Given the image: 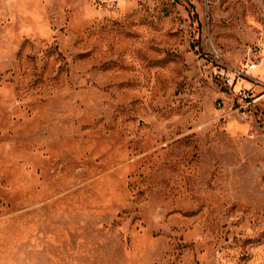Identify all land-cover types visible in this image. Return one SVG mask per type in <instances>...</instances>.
Masks as SVG:
<instances>
[{
	"label": "rangeland",
	"instance_id": "1",
	"mask_svg": "<svg viewBox=\"0 0 264 264\" xmlns=\"http://www.w3.org/2000/svg\"><path fill=\"white\" fill-rule=\"evenodd\" d=\"M263 31L264 0H0V264H264Z\"/></svg>",
	"mask_w": 264,
	"mask_h": 264
},
{
	"label": "built area",
	"instance_id": "2",
	"mask_svg": "<svg viewBox=\"0 0 264 264\" xmlns=\"http://www.w3.org/2000/svg\"><path fill=\"white\" fill-rule=\"evenodd\" d=\"M103 2H109V3H117L119 0H99ZM252 53H264V31L262 32L261 36L257 40L256 43H254L251 47ZM251 68H256L257 64H251ZM220 77L222 76L224 82L229 86L230 88H234L236 86V78L233 77L231 74L226 73L225 70L219 71ZM237 92V96L240 97L242 100L251 101L252 95L250 91H246L244 89H239Z\"/></svg>",
	"mask_w": 264,
	"mask_h": 264
}]
</instances>
